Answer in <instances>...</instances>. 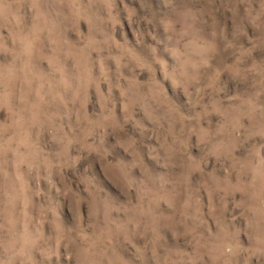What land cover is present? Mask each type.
<instances>
[{
	"label": "clouds",
	"instance_id": "obj_1",
	"mask_svg": "<svg viewBox=\"0 0 264 264\" xmlns=\"http://www.w3.org/2000/svg\"><path fill=\"white\" fill-rule=\"evenodd\" d=\"M0 264H264V0H0Z\"/></svg>",
	"mask_w": 264,
	"mask_h": 264
}]
</instances>
